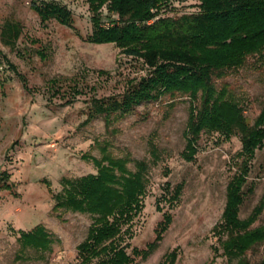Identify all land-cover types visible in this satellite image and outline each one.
Instances as JSON below:
<instances>
[{
	"label": "rangeland",
	"instance_id": "374dc122",
	"mask_svg": "<svg viewBox=\"0 0 264 264\" xmlns=\"http://www.w3.org/2000/svg\"><path fill=\"white\" fill-rule=\"evenodd\" d=\"M40 2L66 7L72 13V27L55 21L42 24L30 8ZM198 6L196 1L174 0L159 16L196 14ZM102 15L105 27L117 22V16L105 8ZM6 20L18 22L22 35L14 49L0 42V177L6 174L11 186L9 191L0 189V264L80 263L76 248L86 238L92 218L66 210L54 212V196L61 192L63 178L74 181L96 174L86 158H101L98 142L116 158L128 155L132 161L149 164L143 210L122 226L117 239L127 254L144 251L154 241L163 215L172 217L158 248L146 260L133 257V264H159L172 251L177 255L175 264H237L223 255L215 228L221 223L226 187L241 162L239 136L226 140L218 134H202L195 160L188 163L181 157L187 97L164 96L126 115H112L109 124L102 116L93 117V100H120L150 70L141 61L121 55L113 44L85 42L92 32L87 0H0V30ZM52 81L60 92L50 89ZM216 85L228 86L247 122L253 124L264 108V52L227 71ZM74 89L79 94L66 105ZM150 144L158 150L156 162ZM250 166L241 220L264 197V142ZM128 168L134 171L133 163ZM178 186L181 193L172 200ZM37 225L56 235L60 244L43 258L28 251L26 261H16L18 232ZM263 225L264 207L251 228ZM263 256L260 244L245 259L257 264Z\"/></svg>",
	"mask_w": 264,
	"mask_h": 264
},
{
	"label": "trees",
	"instance_id": "16d2710c",
	"mask_svg": "<svg viewBox=\"0 0 264 264\" xmlns=\"http://www.w3.org/2000/svg\"><path fill=\"white\" fill-rule=\"evenodd\" d=\"M172 1L87 0L92 32L85 42L113 44L121 55L141 61L150 70V75L120 100H93L92 116H102L109 124L112 115H126L137 106L164 96L187 97L186 145L181 157L188 163L195 160L202 134H218L226 140L239 136L241 162L226 187L221 223L215 229L223 255L228 260H237V264H248L245 254L256 245H264V225L251 228L262 213L264 197L247 219L239 218V210L251 162L264 142V108L253 124H249L228 86L218 87L216 80L223 79L227 71L242 67L248 57L264 52V0H190L199 3L198 13L160 17V11ZM30 8L42 24L55 21L72 27V13L64 6L40 2L32 3ZM104 8L117 16V22L107 27L102 24ZM21 35V25L6 20L0 30V42L14 49ZM51 83L50 89L58 88L57 82ZM73 92L68 94L72 98L66 105L73 103L79 94L75 89ZM97 146L101 158H86L93 163L96 174L74 181L63 178L62 190L54 196L53 211L66 210L92 218L86 238L76 248L79 264H92L95 260L93 264H133V257L146 260L158 248L172 217L164 214L156 226L154 241L144 251L134 249L132 256L128 255L117 239L122 226L129 225L143 210L149 164L132 161L128 155L116 158L107 145L98 142ZM150 153L156 162L158 150L153 144ZM130 163L134 171L129 170ZM8 181L9 177L1 174L0 189L9 191ZM181 189L178 186L174 190L172 200L178 199ZM18 233L16 261H26L28 251L42 257L60 244L59 238L42 225ZM176 257L172 251L159 264H175ZM257 264H264V256Z\"/></svg>",
	"mask_w": 264,
	"mask_h": 264
}]
</instances>
